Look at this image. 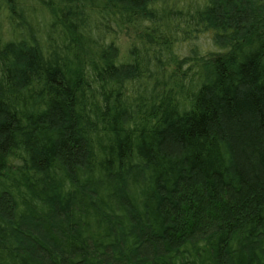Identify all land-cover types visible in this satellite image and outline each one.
Here are the masks:
<instances>
[{"label": "trees", "instance_id": "obj_1", "mask_svg": "<svg viewBox=\"0 0 264 264\" xmlns=\"http://www.w3.org/2000/svg\"><path fill=\"white\" fill-rule=\"evenodd\" d=\"M0 264H264V0H0Z\"/></svg>", "mask_w": 264, "mask_h": 264}]
</instances>
